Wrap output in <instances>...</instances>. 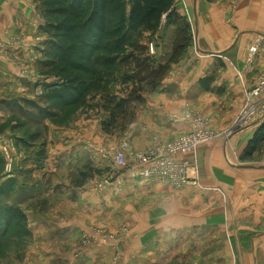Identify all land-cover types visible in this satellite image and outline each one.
<instances>
[{
	"label": "rangeland",
	"instance_id": "374dc122",
	"mask_svg": "<svg viewBox=\"0 0 264 264\" xmlns=\"http://www.w3.org/2000/svg\"><path fill=\"white\" fill-rule=\"evenodd\" d=\"M29 1L25 14L14 16L10 27L0 28V212L9 215L12 209L15 214L12 222L3 221L0 227L4 232L0 236V264H128L137 259L133 244L141 241L138 235L166 243L168 222L182 214H176L178 210L194 215L200 202H216L207 209L208 214L221 209L224 217L227 213L233 217L236 209L231 200L243 192L237 186L232 197L225 185H220L232 182L224 169L217 168L222 175L217 176L221 179L217 185L212 181V185L203 187L208 190L187 194L185 191L194 186L142 179L136 182L130 172L134 167L129 153L176 144L193 132L188 124L186 133L177 134L166 144L150 141L147 135L150 128L157 130L160 125L159 109H152L156 107L154 102L172 89L202 88L209 98L213 94L221 100L218 116L213 115L216 111L205 112L198 105L184 109L190 116L206 120L205 145L233 137L244 127L258 131L261 123L264 125V110H260L264 108V0H177L176 13L170 18L163 15L156 32L143 29L131 34L124 54L110 57L84 49L82 58L88 61L79 56L70 59L69 52L64 54L65 47L71 46L57 38L60 29L50 28L46 4ZM126 1L128 14L131 4ZM2 12L0 6V18ZM26 34L32 40L27 41ZM240 51L246 68L243 65L237 71L231 58ZM4 61L11 62L15 75L41 77L47 84L28 92L3 87L1 76L10 75ZM107 61L115 62L111 65ZM254 65L256 72L247 77V98L240 111H228L233 94L226 92L228 84L223 89L219 85L233 72L238 75L231 82L234 88H241L239 78L246 77L248 68ZM194 68L207 69V77H197L199 85L191 75ZM13 80L10 75V85ZM27 81L19 80L16 86ZM184 110L175 112L176 120L187 123L182 117ZM55 141L64 147V161L59 167L55 165V151L52 158L48 150ZM126 141L130 168L109 169L107 151ZM259 147V152L248 147L239 162L230 160L232 166L228 167L251 169L254 154L263 158L264 143ZM195 152L165 155L164 163L174 170L180 168V174H174L183 176L187 162L181 159ZM186 170L189 178L188 165ZM108 173L112 180L107 178ZM208 177L210 180L211 175ZM207 191L215 196L205 200L202 195ZM173 203L181 204L173 207ZM226 224L224 220L222 226L227 228ZM262 231L263 227L251 228L246 240L240 242L253 252L255 264H264V250L251 247L250 240ZM48 232L52 233L49 238ZM220 238L214 234L200 246L192 241V254L204 252L203 248L215 245ZM93 253L100 258L90 260ZM86 258L89 260L84 261ZM186 264H197V260Z\"/></svg>",
	"mask_w": 264,
	"mask_h": 264
},
{
	"label": "crops",
	"instance_id": "0c3cea01",
	"mask_svg": "<svg viewBox=\"0 0 264 264\" xmlns=\"http://www.w3.org/2000/svg\"><path fill=\"white\" fill-rule=\"evenodd\" d=\"M29 2V0H0V6H2L3 9V15L2 18H0V28L10 27V21L12 20V18H14V16H16L17 14H25V9ZM29 28L32 29V27ZM28 34H26L28 38L26 36L25 37L27 41H30L32 40V37ZM245 48L248 49V47ZM215 57L220 58V56ZM255 63H259V61H256ZM231 64L235 67V70L237 69V71L238 69H242L243 65L245 67L244 53L240 51L236 54L235 57L232 56ZM4 65L6 69H9V74L14 80L10 85V75H2L1 78H3L4 80L3 87H9L10 90L17 92H28L32 91V87L34 86L47 84V82L44 81V79L42 80L41 77L39 78L33 76L31 78L23 77L21 75H15L14 72L16 70L14 66L11 65L10 61H4ZM245 68L244 73L246 72ZM255 72L256 65H254L250 69L248 68V71L245 74L247 75L246 77L242 76L241 79L239 78L240 82H242L241 88L239 87L240 85L234 88L235 83L231 82V80L233 81L238 74L236 75L233 72H231V74H228L226 81L219 85V88L221 87L220 89H223L225 87V84H228L226 92H231L233 94L228 101V106H230L228 111H240L245 98H247L245 97L244 90V85L246 86L250 83L249 80H247V77L251 74L254 75ZM192 74L196 76L195 83L199 85L197 77L200 76L199 80L204 76L207 77V69L200 70L199 68H194L191 71V75ZM25 78L28 81L25 82L24 85L21 83H17L16 86L17 81ZM191 87V90L187 88H185L184 90L179 88L168 90L167 94H163L164 97H161L154 102L156 104V107H152V109H159L158 116L160 117V125L156 126L157 130L150 128V130L147 131V135H149L150 141L156 140L161 144H166L169 139L173 137L175 139V137H177L178 135L186 133L189 125L184 120H180V122L179 120H176V118L178 117H176L175 112L180 110L182 111L185 108L189 109V105H193V107H196L198 105V107H201V110H205V112L209 110L216 111L215 113H213V115H217V111L219 109L218 103H221V100L218 97L214 98L215 96H213V94H211L212 97L209 98L210 96L208 95L207 90H204L202 88H194L193 86ZM215 92L218 93L219 90H215ZM195 95H198L199 97H196ZM185 96H187L188 98H186ZM227 96L228 94L225 96V98ZM176 104H179V107L176 106ZM186 104H188V106H185ZM213 105H215L214 109L211 108L213 107ZM262 109L264 110V108L261 107L260 110ZM187 113L189 112L184 110L182 116ZM261 120L262 119H260L259 121ZM216 127L217 126L215 125V120H213L212 128L215 130L217 129ZM246 128L247 127H244L242 128V130H238L239 132L237 131V134L233 137L229 136L226 139H223V137L220 138L218 141L220 142L219 144L218 142L212 144L210 143V145L204 144L205 146L201 147V149L195 152V154H187L185 160H183V158L181 159V162H187L189 168V177L197 179L199 181V184L202 186L200 188H195V186L188 188L185 191V193L187 194H191L193 192L197 194V191L208 190L203 187H206L207 184L212 185L209 184L212 181H216L217 185L221 181V179L217 176H222L221 173L219 174L220 171H217V168H222L227 171L225 175L232 177V182L230 184L221 183L220 185H225V190L227 192H230L232 194V197L234 196L233 193L238 190L236 188L237 186L242 187L241 191L243 192L241 197L235 195V198L231 200V203H235V215L233 217L231 216L230 218L227 213L225 215L226 217H224L222 213H219L221 212V209H218L216 213L215 211H213L211 214H208L207 209H209L216 202H200L199 209L194 215H192V213L188 210H186V213L185 211L181 212L180 210H178L176 214H182H180V216L178 217H175L174 220H169L168 222L167 229L169 230L167 231V241L165 243L168 245L164 247L165 244L161 243L159 239L156 240L154 237H152L151 241H148L147 238H142L141 235H138L137 240L141 241H137L136 244H133V248H135L133 249V251H135V258L137 259H135V262L128 261V264H183V261L184 264H186L187 262H190L192 260H197V264L256 263L253 252L247 250V248L242 247L240 242H244L246 240V238L248 237L246 232L250 231L251 228L263 227V231L261 233H258L250 240V246L254 248L259 247V249L264 250V155L263 158H259L258 153L254 154V162L250 164L253 166L251 169H247V167L244 168V166H242L243 168L240 167L241 169H238L237 166H235L237 168L232 169L228 167V165L232 166V164H230V160L232 161L234 159L235 162H239V156L243 154V151L249 150L248 147L254 149L253 141L255 138L254 135L256 134V129L253 128L246 130ZM222 142L223 144H221ZM54 144L55 145L49 147L48 150L51 151L52 158L54 156V153H52V151H55V165L56 167H59L64 161V147L58 141H55ZM259 149L260 148H255V150L258 152ZM59 156L60 158H58ZM209 175H211L210 180L208 177ZM135 181L139 182L141 180L137 179ZM230 193L229 196L231 197ZM209 196L214 197L215 194H208L207 191L206 193H204V195H202L205 200H207ZM180 204L181 203H173V207L179 206ZM224 220L227 224H229L225 225L227 226V228H224V226H222ZM250 225L251 228L247 227ZM230 228H233V231H229ZM51 234V232H48L46 235L47 238H49L48 235L51 236ZM214 234L216 236H222V238L219 239V242H217L215 245L213 244L209 248L201 247L205 249V251L201 252L200 254H192V241L196 246H200V243L207 238L210 241ZM144 239L146 240L144 241V244H142L141 242ZM203 244L201 246H203ZM138 246H141L140 248L142 249H140ZM195 248L196 247H194V249ZM110 250L111 249H107V254H111ZM228 250H230L231 253ZM221 254H224L223 258H221ZM90 256L91 257L89 258L92 261L93 258H100L99 256H94V253ZM86 260L89 259L86 258L84 261Z\"/></svg>",
	"mask_w": 264,
	"mask_h": 264
},
{
	"label": "trees",
	"instance_id": "16d2710c",
	"mask_svg": "<svg viewBox=\"0 0 264 264\" xmlns=\"http://www.w3.org/2000/svg\"><path fill=\"white\" fill-rule=\"evenodd\" d=\"M42 1L46 4L50 28L55 31L60 29L61 33L57 34V38L63 44L71 46L65 47L64 54L69 52L70 59L79 56L82 60L87 59L82 58L84 49L95 53L104 52L110 57L124 54L132 33L143 29L156 32L163 15L168 14L167 17L170 18L176 13L177 6V0H130L131 6L127 14L126 0ZM81 45L85 47H76ZM114 62L107 61L111 65ZM256 134L253 146L261 148L259 145L264 143L263 124ZM8 212L9 215L0 212V227L3 221L12 222L15 218L12 209ZM1 230L0 228V236L4 233Z\"/></svg>",
	"mask_w": 264,
	"mask_h": 264
},
{
	"label": "built area",
	"instance_id": "2783aa9c",
	"mask_svg": "<svg viewBox=\"0 0 264 264\" xmlns=\"http://www.w3.org/2000/svg\"><path fill=\"white\" fill-rule=\"evenodd\" d=\"M255 49L251 51V54H254ZM183 119H187V124H189L193 128V132L184 137L183 141L178 142L176 144H170L168 146L157 145L146 152H130V158L132 166L134 169L130 170L131 175L134 176V179H142L146 182L157 183L160 181H165L167 184H171L174 186H200L198 181L190 180L186 175V166L183 168V176H177L175 174H180V168L173 169L172 167L168 168L165 165L164 157L165 155H179L180 153H189L195 152L198 146H193L194 144H204L207 142L208 133L205 130L206 120L202 117H193L190 116L189 113L184 114ZM181 117V118H182ZM186 122V121H185ZM189 146V150L183 149V146ZM129 144L126 141L120 147L116 149H112L107 151V165H109V169H128V150ZM175 173V174H174ZM109 173L107 174V178L112 180L113 177H109Z\"/></svg>",
	"mask_w": 264,
	"mask_h": 264
},
{
	"label": "bare ground",
	"instance_id": "6f19581e",
	"mask_svg": "<svg viewBox=\"0 0 264 264\" xmlns=\"http://www.w3.org/2000/svg\"><path fill=\"white\" fill-rule=\"evenodd\" d=\"M245 118V117H244ZM244 120V119H243ZM244 125V124H243ZM189 146H191V145H185V146H183V149H186V150H189ZM193 146H198L199 147V144H194ZM197 147V148H198ZM135 179H137V178H135ZM189 179L190 180H192V181H198L197 179H194V178H191V177H189ZM200 185V184H199Z\"/></svg>",
	"mask_w": 264,
	"mask_h": 264
},
{
	"label": "water",
	"instance_id": "95a60500",
	"mask_svg": "<svg viewBox=\"0 0 264 264\" xmlns=\"http://www.w3.org/2000/svg\"><path fill=\"white\" fill-rule=\"evenodd\" d=\"M215 55V54H214ZM215 56H218V55H215ZM219 57V56H218Z\"/></svg>",
	"mask_w": 264,
	"mask_h": 264
}]
</instances>
